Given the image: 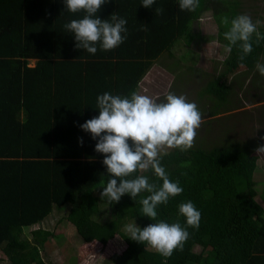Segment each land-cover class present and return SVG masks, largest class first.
<instances>
[{
    "label": "trees",
    "instance_id": "16d2710c",
    "mask_svg": "<svg viewBox=\"0 0 264 264\" xmlns=\"http://www.w3.org/2000/svg\"><path fill=\"white\" fill-rule=\"evenodd\" d=\"M240 0H199L195 11L181 10L179 0H109L97 13L127 21L126 40L114 50L93 55L76 48L64 25L84 13H70L64 0H0V247L5 264H46L25 227L43 222L56 207H69L66 218L83 242L107 244L130 221L143 229L163 220L187 227L179 205L191 201L201 212L198 230L188 227L184 250L165 258L147 244L127 238L128 255L113 253V264H264V188L258 193L253 177L257 144L227 143L188 151L172 149L161 165L183 192L157 208V219L143 216L140 199L122 196L118 203L101 200L110 176L97 140L80 125L99 116L97 97L105 92L130 97L154 62L178 41L190 47L197 38L193 22L210 10L218 38L225 39L231 20L240 14ZM162 8L158 14L156 9ZM264 34V29H258ZM255 41V36H253ZM232 46L219 64L220 73L203 90L214 102L210 117L224 106L232 87L222 80L243 67L251 73L264 64V40L240 60ZM35 60L34 67L29 61ZM83 141L81 144L80 141ZM157 187L153 170L138 171ZM119 183V181H118ZM108 203L100 210L101 203ZM94 214H98L95 218ZM198 241L203 243L195 250ZM135 252V253H134Z\"/></svg>",
    "mask_w": 264,
    "mask_h": 264
},
{
    "label": "clouds",
    "instance_id": "9594fccd",
    "mask_svg": "<svg viewBox=\"0 0 264 264\" xmlns=\"http://www.w3.org/2000/svg\"><path fill=\"white\" fill-rule=\"evenodd\" d=\"M108 2L109 0H64L68 12L84 13L83 18L72 19L64 25L69 33L74 34L77 49L94 55L97 45L101 50L109 51L126 40L125 19L111 15L110 19L105 20L97 15ZM154 3L155 0H142L145 8H152ZM197 7L199 0H179L182 11H195ZM156 12L160 14L163 9L158 8ZM223 22L225 25L229 23L227 18ZM260 25V20L253 22L246 14L233 18L230 29L224 33L229 42L226 50L230 51L232 46H238L242 50L240 60L243 61L253 51V43L259 45L264 40V34L258 30ZM256 69L264 76V64L257 63ZM97 107L99 116L87 120L80 127L91 133L93 140H97L95 151L104 154L103 164L110 179L100 193L101 200L106 198L109 204H113L118 203L125 194L136 200L138 195L147 192L149 195L140 199L141 211L143 216L156 220L158 206L167 205L171 198L183 192L179 181L170 180L166 169L161 165L160 154L165 149L184 152L193 148L198 130L204 122L203 113L186 96L172 92H168L163 100L135 91L130 97L105 92L97 97ZM255 151L257 154H264V145L258 146ZM149 169L162 180V186L157 187L144 175L130 178L138 171L147 172ZM179 214L186 218L187 227H182L179 222L169 224L160 220L141 229L134 223L126 226V231L130 234L128 238L147 244L163 257L170 258L174 251L184 250V245L190 238L187 228L198 230L200 227L201 212L193 202L181 203Z\"/></svg>",
    "mask_w": 264,
    "mask_h": 264
},
{
    "label": "rangeland",
    "instance_id": "374dc122",
    "mask_svg": "<svg viewBox=\"0 0 264 264\" xmlns=\"http://www.w3.org/2000/svg\"><path fill=\"white\" fill-rule=\"evenodd\" d=\"M240 4V14L249 15L253 22L260 20L259 28L264 29V0H240ZM217 22L210 10L202 13L201 18L191 25V33L197 36L192 45L187 47L178 41L164 52L154 62L136 92L161 100L168 92H172L196 103L203 113L204 122L198 130L194 146L208 149L227 143L257 144V147L264 145V139H261L264 137V76L257 69L249 73L240 66L234 74L222 80L232 87V93L227 103L218 108L215 116L210 117L214 102L203 90L207 82L222 70L219 64L228 54L226 47L229 43L226 39L220 41L218 38V28L224 26V22ZM34 64V60L30 61V66ZM169 150L172 149H165L161 154ZM254 153L258 161L253 177L255 189L259 193L264 188V154ZM256 200L264 208L259 195ZM108 208V203H101L100 210ZM69 209L56 207L43 222L24 228L29 239L41 251L46 264H113L109 261L113 253L129 254L126 240L130 234L126 226L134 223L138 226L136 220H130L105 245L98 241L86 243L75 226L67 220ZM94 217L97 218L98 214H94ZM202 245L198 241L195 250H200ZM5 259L0 247V264H5Z\"/></svg>",
    "mask_w": 264,
    "mask_h": 264
},
{
    "label": "crops",
    "instance_id": "0c3cea01",
    "mask_svg": "<svg viewBox=\"0 0 264 264\" xmlns=\"http://www.w3.org/2000/svg\"><path fill=\"white\" fill-rule=\"evenodd\" d=\"M31 61H33V60H31ZM35 61V60H34ZM35 64H36V61H35ZM35 64L33 65V66H30V61H29V66L30 67H34L35 66ZM39 224V223H38ZM38 224H36V225H38ZM35 225V224H34Z\"/></svg>",
    "mask_w": 264,
    "mask_h": 264
}]
</instances>
